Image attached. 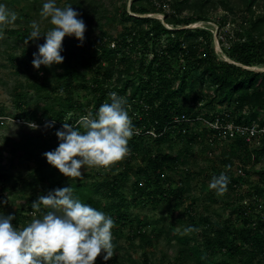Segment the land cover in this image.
I'll return each mask as SVG.
<instances>
[{
    "label": "trees",
    "instance_id": "1",
    "mask_svg": "<svg viewBox=\"0 0 264 264\" xmlns=\"http://www.w3.org/2000/svg\"><path fill=\"white\" fill-rule=\"evenodd\" d=\"M4 1L9 5L25 2L27 5L24 10L35 12H40L43 3L46 2V0H0V3ZM100 1L64 0V3L73 6L79 13L78 18L86 25L97 28L110 21H119L121 25H126L124 29L117 35H105L100 31L98 38L92 43L96 51L87 58L78 55L79 40L74 36L68 37L62 45L63 63L51 67L41 65L37 70V73L50 75L55 79L57 85L52 87V91L59 96L64 94V99H59V103L37 102L36 107L26 110L28 101L20 100L19 97L16 104L17 112L11 114L14 119H24L28 123L43 125L44 128L40 129L41 131L45 129L47 133L37 134L28 125H14L17 126V131L2 139L4 148L11 156L8 171H14L26 163L34 165V170L22 179L17 188L20 194L27 190L33 194H30L24 207L16 209L9 215L15 217L13 225L18 226L25 222L27 215L33 211V203L40 196H46L56 189L72 187L75 198L113 219L112 233L127 227L131 232L130 240L139 239L142 246H150L152 242L145 230L148 223L130 212V204L133 206L140 203L150 204L156 209L172 198L182 203L187 198L188 178L192 175L187 169L190 148L202 145L206 157L208 152L205 143L207 133L196 134L188 125L174 123L173 117L181 114L193 117L205 111L204 116L208 118L210 113L225 111L237 115L236 122H240L245 116L243 111L247 110L248 122H252L257 121L260 112L264 111V71L244 68L264 67L262 35L264 17L249 22L248 35L238 33V38L229 41L226 55L231 61L240 64L237 66L220 59L214 52L213 36L209 29H199L197 26L177 29L196 22H209L210 18L204 12L209 0H200L197 4L199 12L187 17L180 16L185 7L189 6L190 0H174L171 13H167L161 5L155 6L152 0H107L108 5ZM256 1L243 0V13L251 14ZM118 2L121 4L116 8ZM222 5L224 11L232 12L225 1ZM151 13L162 14L163 22L155 18L138 16ZM27 17V13L24 12L20 18L27 20ZM19 20L17 18L14 24H18ZM215 24L219 30L222 29L221 23ZM166 26H171L172 29H167ZM5 33L9 34L7 37L17 34L24 41L28 38L27 35H21L19 30ZM3 41V38H0V42ZM110 43L115 44L114 48L110 47ZM201 85L207 86L206 95L200 93ZM47 86V83H40L39 86L33 85L31 88L36 96L45 97L44 91ZM77 86L82 90H88L90 86L89 102L82 103L77 96L74 97ZM110 92H116L127 99L126 109L129 106L138 115L131 118L134 129H140L141 133L133 135L128 145L130 154L107 169L105 180L90 183L85 181V177L70 180L48 164L44 153L58 147L59 140L55 133L62 123L67 122L73 127H78L77 123L81 117L88 115L94 117L100 105L108 101ZM189 95L192 107L190 110L183 100ZM128 114L132 117V112ZM50 120H54L60 126L46 127ZM257 122L264 126V120ZM151 129L157 133L156 138L145 133ZM183 129L188 131L183 134ZM170 141L180 144L182 153L162 154L160 147ZM223 146H226L232 156H236L237 152L242 153L243 165H239L245 167L250 165L251 155L254 154L251 165L260 164V167L258 170L252 169L253 171L245 169V177L234 179L229 174L230 184L227 185V189L232 192L234 199H238V206L230 209L229 205L230 215L222 222L213 221L207 214L196 216L193 210L195 201H190L181 222L184 229L191 226L199 231L175 237L177 244L181 246L175 260L181 264L188 261L193 264H264V232L261 226L251 225L252 217L245 214L246 209L241 205L244 198L253 195L263 197L264 160H261V157L264 155V147L249 150L241 140ZM138 159L142 163L135 167L134 161ZM224 164L227 165L224 166L226 169L230 168L228 161ZM181 167L185 168L186 173L183 180L179 179L176 182L179 185L175 186L168 173H177L175 171ZM209 172L207 177L211 180L218 170L211 169ZM130 175L136 176L131 183ZM250 177L256 179L252 185L255 191H247L241 195L232 188V184H238L239 188L246 185L250 182ZM0 178L9 182L12 174H3ZM128 185L131 189L130 201L124 193ZM40 186L42 189L36 194ZM2 200L0 194V207ZM166 210L168 216H172L173 205L167 203ZM159 236L157 234L156 238ZM200 241L203 246L199 245ZM112 242L117 250H124L123 247H118L115 239ZM120 262L137 264L130 255L122 257ZM141 264H151L146 255H143Z\"/></svg>",
    "mask_w": 264,
    "mask_h": 264
},
{
    "label": "rangeland",
    "instance_id": "2",
    "mask_svg": "<svg viewBox=\"0 0 264 264\" xmlns=\"http://www.w3.org/2000/svg\"><path fill=\"white\" fill-rule=\"evenodd\" d=\"M152 1L155 6H163V9H165L167 13H171L173 10V5L175 4L174 0ZM223 1L228 4V6L232 9V12H226L223 10ZM100 2L102 4L104 3L108 5L107 0H101ZM199 3L200 0H190L188 3L189 6L185 7L180 17H187L191 14L199 12L197 5ZM0 4L6 5L7 8L10 11L15 12L17 18L20 19L18 24H12L2 29V38L4 41L2 43L0 42V117L12 118L11 114L17 112L16 104L18 103L19 97L20 100L28 101L26 110L36 107L37 102H40L41 104L54 102L59 103V99H64L65 95L62 94L59 96V94L52 91V87L57 85L55 79L50 75L46 76L43 73H37V69H35L32 65L33 54H38V46L45 43V37L41 36L35 41L30 40L26 45L24 43V39H21V36L17 34H11L9 37H7L9 34L5 33V31L12 32L19 30L20 33H22L21 35H27V37H29L32 30L30 25L33 21L40 23L42 34L46 32L51 27V25L47 20L41 19L39 12H35L34 10H24L27 5L25 2H21L16 5H9L4 1ZM120 4V2L116 3L115 7H120ZM57 5L61 7L65 6L64 0H59ZM242 5L243 0H209V4L204 9V12L210 18L209 23L217 27L216 32V27H211L212 25L208 23L198 22V24H196L199 29H209L212 32V47L214 52L219 56L220 59L224 61L226 58H228L226 51L229 47V41L238 38V33L242 35H248L249 22H253L264 17V0H257L256 4L251 10V14L247 15L243 13ZM24 12L27 13V20L20 18ZM151 14H156L151 18L161 20L160 15L162 14ZM225 17L227 18L225 19ZM216 22L222 24V29H218V26L215 24ZM125 26L126 25H121L119 21H110L107 24H104L102 27L97 28H93L91 25H86L85 38L83 42L77 41L78 55L87 58L96 51V48L94 45H92V43H94V41L98 38L97 35L100 31L105 35H117L124 29ZM168 27L172 28L171 26ZM262 35L264 36V27L262 28ZM67 38L68 37H65L63 42ZM111 44L112 43H110V45ZM252 68L254 71H258L260 68L264 67L255 66ZM85 74H87V72H85ZM40 83H47L48 85L44 91V94L46 95L45 97L36 96L33 88H31L33 85H36V87L39 86ZM89 89L90 86H88V90H82L81 87L77 86L76 90L74 91V97L77 96L82 103L89 102L91 100V93L89 92ZM207 89L208 88L206 85H201L200 93L202 95H206ZM56 99H58V101H56ZM190 99L191 95L188 97L185 96L183 99L185 106L188 107L189 110L192 109ZM218 107L219 106H217V108ZM127 111L130 113L132 110L127 108ZM79 122L77 124H79ZM24 124L25 123H12V121L8 120L0 128V155L2 157V160L0 161V175L12 174V179L9 182H5L0 178V194L3 197L0 213L6 215L12 214L16 209L24 207L25 202L30 194H33L30 190L20 194L17 192L19 190L17 188L22 182V179L26 178L34 170V165L32 163H26L18 166L14 171H8L7 166L11 163V156L8 150L5 149L2 144L3 137L17 131V126L14 127V125ZM40 128L42 127H38L33 131L37 134H40L41 132L47 133L45 129H43L45 131H41ZM202 149V145L192 146V148H190L187 169L192 175L190 178H188L189 187L187 189V198L182 203H179L172 198L169 199V202H163L160 204L156 209H153L152 205L150 204L143 205L140 203L138 206H133L130 204V212L148 223L145 230L147 236L151 239L152 244L150 246H142L139 239L135 241H132V239L130 240L131 232L127 227L122 230L117 229V232L112 233V237L117 242L118 247H123L124 250H117L115 248L114 255L109 260L104 261L102 258H98L96 264H104L103 262H107V264H122L120 259L122 257L126 258V255H130L137 264H141L143 255L147 256L151 264H181L175 260L176 257H178V251L181 248V246L177 244L175 237L184 234V226L181 221L184 220V212L192 200L195 201L193 210L195 215L198 217L207 214L211 216L213 221L220 222L226 220L229 217L231 207L238 206V199H234L232 192H230L228 189L223 195L218 196L215 191L209 189L208 184L210 182V178L207 176L210 174L209 171L211 169H216L218 171L225 170L224 166L227 165L224 164V162L227 161L230 164V168L227 169L229 174L233 176V166L239 164L243 165L241 163V158L243 155L242 153L237 152L236 156H232L226 146H219L214 149L213 157L207 158ZM160 151L162 154L169 153L170 155H175L182 153V146L170 141L161 146ZM135 161V167H138L142 163L140 159H138L136 162ZM184 169L185 168L181 167L175 171L177 173H168L173 185L177 186L179 184H176V182L179 181V179L183 180L186 173ZM106 170L107 169H103L102 171L97 168H84L82 169V177H85L84 179L87 183L92 181H103L105 180L109 169L107 171ZM135 178V175H130L129 183L134 181ZM233 178L235 179L236 176H233ZM249 181L250 182L246 183L245 187L234 190L241 195L246 194L247 191H255L254 186L252 185L255 183L256 179L254 177H250ZM129 185L124 189V193L130 201L131 189ZM41 189L42 187L40 186L35 193L39 194V190ZM261 200L264 201V199ZM167 203L173 205L174 207L172 216H168V212L166 210ZM229 205H231L230 209ZM31 219L32 216L31 213H29L25 222L19 224L17 227L25 226ZM157 234L160 235L158 239L156 238ZM156 239L158 241H156ZM199 245L203 246L201 241L199 242ZM182 264L193 263L188 261Z\"/></svg>",
    "mask_w": 264,
    "mask_h": 264
},
{
    "label": "clouds",
    "instance_id": "3",
    "mask_svg": "<svg viewBox=\"0 0 264 264\" xmlns=\"http://www.w3.org/2000/svg\"><path fill=\"white\" fill-rule=\"evenodd\" d=\"M39 16L51 27L42 34L40 23L33 21L24 41L27 45L30 40L45 37L38 54H33L32 65L37 70L41 65L63 63L64 38L74 36L83 42L86 32V24L70 4L61 7L57 0H46ZM16 20V13L0 4V38L2 29ZM126 105L125 97L110 92L108 101L100 105L94 117H81L78 127L63 123L55 133L58 147L44 153L48 164L75 180L82 177L84 168L110 169L124 160L136 133ZM54 123L53 120L46 127ZM28 127L35 130L38 125L30 122ZM228 183L229 177L222 172L211 178L208 187L220 196L227 191ZM32 208V219L23 227L13 225L14 216L0 214V264H96L98 258L107 261L114 255L113 219L75 198L72 187L40 196ZM198 231L189 226L184 234Z\"/></svg>",
    "mask_w": 264,
    "mask_h": 264
},
{
    "label": "built area",
    "instance_id": "4",
    "mask_svg": "<svg viewBox=\"0 0 264 264\" xmlns=\"http://www.w3.org/2000/svg\"><path fill=\"white\" fill-rule=\"evenodd\" d=\"M114 46H115L114 43L110 45L111 48H114ZM128 108L131 109L129 106ZM131 112H132L131 118H135L138 116L136 112L133 111ZM205 113H206L205 111H202L201 113L193 117L186 116L185 114L175 115L173 117V122L176 124L188 125L189 127L195 130L196 134H200L204 132L207 133L205 137V143L208 147L207 157L209 158L213 157L214 154L213 151L215 148L223 145H228L235 140H241L242 143L249 150L260 149L264 147V126H261L257 122L260 120H264V111L260 112V116L257 119V121H252V122H248L247 110L243 111V114L245 116L242 117L240 122H236L237 115H231L230 112L218 111L215 113H210L208 118L204 116ZM8 120L12 121V123H25L24 125L29 124L28 122L24 121V119L0 117V128ZM52 122L53 121L50 120L48 121L47 124H52ZM54 125L60 126L57 123H54ZM62 126L63 123L61 124V127H59L58 130H60ZM38 127L43 128L44 126L38 125ZM135 130L136 133L134 135H139L141 133L140 129H135ZM187 131H188L187 129H183L182 133L185 134ZM145 133L152 138H156L158 136L153 129L148 130ZM250 160H251V164H253L254 154L251 155ZM261 160H264V155H262ZM251 164L246 167L241 165L233 166L234 168L233 176H236V178L245 177V169L258 170L260 167V164H256L254 166ZM224 169L225 170L223 171H218L215 176H218L220 173L224 172L229 177L228 169L226 168ZM228 184H230V179ZM231 186L233 189L239 188L238 184H232ZM242 187H245V185L241 186L240 188ZM261 199H264V197L253 195L249 198H244V200H242L241 202V205H243L246 209L245 214L252 217L251 225L253 227L261 226V230L262 232H264V201H262Z\"/></svg>",
    "mask_w": 264,
    "mask_h": 264
},
{
    "label": "water",
    "instance_id": "5",
    "mask_svg": "<svg viewBox=\"0 0 264 264\" xmlns=\"http://www.w3.org/2000/svg\"><path fill=\"white\" fill-rule=\"evenodd\" d=\"M130 14H131V13H130ZM131 15H132V14H131ZM154 15H156V14H150V15H138V16H140V17H149V18H151V17L154 16ZM160 16H161V21L163 22V20H164V16H163V15H160ZM205 23L210 24L209 22H205ZM196 24H198V22L193 23V24H190L189 26L179 27V28H177V29H182V28H185V29L195 28V27H196ZM215 27H216V26H215ZM166 28H167V29H172V28H170V27H168V26H166ZM216 30H217V27H216V29H215V32H216ZM225 61H227L228 63H231V64H235V65H237V66H240V64L231 61L229 58H226ZM244 68H246V69H248V70H254L253 68H248V67H244ZM259 70H260V71H264V68H260Z\"/></svg>",
    "mask_w": 264,
    "mask_h": 264
},
{
    "label": "bare ground",
    "instance_id": "6",
    "mask_svg": "<svg viewBox=\"0 0 264 264\" xmlns=\"http://www.w3.org/2000/svg\"><path fill=\"white\" fill-rule=\"evenodd\" d=\"M210 25H212L211 27H214L215 28V26L213 24L210 23Z\"/></svg>",
    "mask_w": 264,
    "mask_h": 264
}]
</instances>
